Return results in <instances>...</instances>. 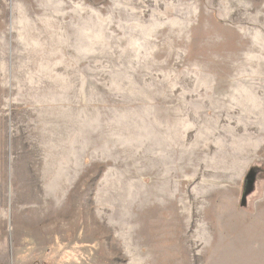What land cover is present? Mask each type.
Listing matches in <instances>:
<instances>
[{
	"label": "rangeland",
	"instance_id": "obj_1",
	"mask_svg": "<svg viewBox=\"0 0 264 264\" xmlns=\"http://www.w3.org/2000/svg\"><path fill=\"white\" fill-rule=\"evenodd\" d=\"M0 264H264V0H0Z\"/></svg>",
	"mask_w": 264,
	"mask_h": 264
}]
</instances>
